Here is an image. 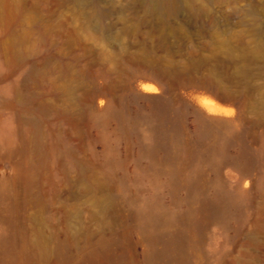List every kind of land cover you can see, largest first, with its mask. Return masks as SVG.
I'll list each match as a JSON object with an SVG mask.
<instances>
[{"label":"rangeland","instance_id":"1","mask_svg":"<svg viewBox=\"0 0 264 264\" xmlns=\"http://www.w3.org/2000/svg\"><path fill=\"white\" fill-rule=\"evenodd\" d=\"M145 1L0 0V134L21 146L0 142L20 229L0 264H112L104 244L149 264L203 199L217 212L175 247L182 264H264V44L250 40L264 36V0H199L206 16L169 23L187 35L154 33ZM145 84L181 102L128 95ZM195 111L233 127L207 129Z\"/></svg>","mask_w":264,"mask_h":264},{"label":"bare ground","instance_id":"2","mask_svg":"<svg viewBox=\"0 0 264 264\" xmlns=\"http://www.w3.org/2000/svg\"><path fill=\"white\" fill-rule=\"evenodd\" d=\"M141 6H143V20L149 23L151 18L154 19L156 26L153 28V32L158 33L159 35H173L174 33L178 35H187V33L182 30L181 25L177 24L174 28L169 25L170 21L173 20L178 13H185L188 20H191L196 16V14H201L202 16L207 15V10L203 1L199 0H146L145 3L143 2L141 4ZM121 13L122 12L119 11V17H122ZM95 16L97 17V13H95ZM213 36L215 37V34H213ZM250 40L251 42H256L257 45H259L260 42L264 44V36L259 39V37L255 35V37H251ZM145 78L150 79L152 77L150 75H146ZM70 89L71 87L69 86L68 90ZM143 90L144 94H137L135 92L136 90L134 91L132 88H130L128 90V95L132 97H142L149 104L162 107H168L170 105L171 98L175 101H180L179 99L166 95L163 92L160 94H155L157 88L153 84H145L143 86ZM111 105V102L106 103L103 105L102 110L111 111ZM210 110L217 111L215 108H210ZM195 112L198 113L200 121L207 129L218 131L222 128H230L231 125L233 127L234 123L231 124L232 122L230 119L206 116L198 111ZM225 112L232 114L233 110L228 109L225 110ZM98 113L100 112L95 111L96 115H99ZM3 141L9 145L11 151H19L21 149V146L15 140L14 132L10 127L5 128L4 132L0 134V142ZM153 146L154 145L151 142H147L145 144V149L149 151L153 148ZM182 149V145L173 147L171 149V155L174 158H178ZM175 175L176 172L172 171V177H175ZM245 196V192L237 191L236 195L229 199V204L237 206L243 201ZM0 202H4L8 209L5 218L9 223L10 229L6 235L0 238V248H2L5 244H13L16 241L20 229L18 228L15 216L18 203L9 195L7 185H0ZM216 206L217 204L209 200L203 199L199 201L187 213L188 215L186 217L185 223L164 232L166 237L164 246L160 249H152L147 262L149 264H182L185 262V260H188L187 256L183 254L181 249L179 248L176 250L175 247H178V245L182 247L181 243L190 238V231L193 228H197L204 218L210 217L217 212ZM148 216L149 220L154 221V213L148 214ZM34 244L36 246L40 245L39 235L35 238ZM100 249L108 256H111L112 264H128L124 255L113 252L108 244H104ZM94 258L95 255L91 257V260L94 261Z\"/></svg>","mask_w":264,"mask_h":264}]
</instances>
